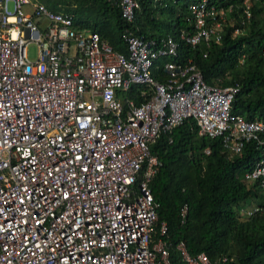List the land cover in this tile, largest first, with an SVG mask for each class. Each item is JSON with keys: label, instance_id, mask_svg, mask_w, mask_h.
Returning <instances> with one entry per match:
<instances>
[{"label": "built area", "instance_id": "obj_1", "mask_svg": "<svg viewBox=\"0 0 264 264\" xmlns=\"http://www.w3.org/2000/svg\"><path fill=\"white\" fill-rule=\"evenodd\" d=\"M216 1L189 3L188 29L175 37L124 30L121 52L70 13L0 0V264H171L149 188L161 162L149 147L187 118L227 156L255 143L243 180L264 203V122L230 112L237 83L209 85L189 58L174 60L180 45L221 38L234 6ZM254 1L240 0L244 20ZM115 5L126 22L139 10L137 0ZM159 60L161 80L151 72ZM185 213L182 205L180 223ZM173 246L182 264L217 263L181 240Z\"/></svg>", "mask_w": 264, "mask_h": 264}, {"label": "trees", "instance_id": "obj_2", "mask_svg": "<svg viewBox=\"0 0 264 264\" xmlns=\"http://www.w3.org/2000/svg\"><path fill=\"white\" fill-rule=\"evenodd\" d=\"M38 1L50 10L72 14L75 24L124 52V30L145 38L175 37L180 29H188L187 5L198 0H137L139 10L131 22L120 17L116 0ZM216 2L234 6L221 38L207 47L180 45L174 60L189 58L209 85L237 83L230 112L264 122V0L251 3L248 20L242 17L240 0ZM234 28L239 32L232 34ZM156 64L152 76L161 80L162 61ZM168 136L160 135L149 147L161 162L149 188L158 203L157 220L166 224L170 263L182 264L173 246L181 240L191 255L203 252L216 264H221L223 256L227 257L224 264H264L263 192L256 182L243 180V173L259 157L255 143L246 142L240 153L227 156L219 137L197 134L192 118L183 120ZM205 148L208 153L203 152ZM251 204L258 210L245 216L239 209ZM182 205L186 213L180 223Z\"/></svg>", "mask_w": 264, "mask_h": 264}, {"label": "rangeland", "instance_id": "obj_3", "mask_svg": "<svg viewBox=\"0 0 264 264\" xmlns=\"http://www.w3.org/2000/svg\"><path fill=\"white\" fill-rule=\"evenodd\" d=\"M8 8L11 10V8H12L11 3L8 4ZM34 55H35L34 47H33V46H30V47L28 48V57H29V58H33ZM251 206H254V205L251 204Z\"/></svg>", "mask_w": 264, "mask_h": 264}, {"label": "crops", "instance_id": "obj_4", "mask_svg": "<svg viewBox=\"0 0 264 264\" xmlns=\"http://www.w3.org/2000/svg\"><path fill=\"white\" fill-rule=\"evenodd\" d=\"M61 12V11H60Z\"/></svg>", "mask_w": 264, "mask_h": 264}]
</instances>
